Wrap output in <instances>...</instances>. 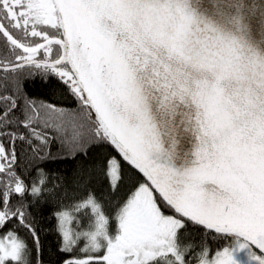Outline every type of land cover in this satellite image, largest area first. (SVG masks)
I'll return each instance as SVG.
<instances>
[{"label": "water", "instance_id": "95a60500", "mask_svg": "<svg viewBox=\"0 0 264 264\" xmlns=\"http://www.w3.org/2000/svg\"><path fill=\"white\" fill-rule=\"evenodd\" d=\"M53 4L60 57L0 70L67 66L123 159L173 210L264 253V0Z\"/></svg>", "mask_w": 264, "mask_h": 264}, {"label": "trees", "instance_id": "16d2710c", "mask_svg": "<svg viewBox=\"0 0 264 264\" xmlns=\"http://www.w3.org/2000/svg\"><path fill=\"white\" fill-rule=\"evenodd\" d=\"M0 24L26 48L62 37L55 8L50 19L17 24L0 0ZM23 53L0 29V64L27 60L18 58ZM60 55V45L52 42L32 59L55 60ZM71 76L73 82L55 68L38 65L0 70V145L5 161L0 168V236H13L22 244L18 259L0 264H105L88 259L107 251L105 240L95 247L91 236L98 215L105 219L108 236L114 237L124 207L143 186L152 190L162 214L181 220L173 251L143 264H201L243 241L173 210L123 159ZM252 249L264 258L263 252Z\"/></svg>", "mask_w": 264, "mask_h": 264}, {"label": "rangeland", "instance_id": "374dc122", "mask_svg": "<svg viewBox=\"0 0 264 264\" xmlns=\"http://www.w3.org/2000/svg\"><path fill=\"white\" fill-rule=\"evenodd\" d=\"M3 2L10 15L16 17L17 24H28L41 18L50 19L54 8L53 0H3ZM52 40L46 41L50 44L54 42ZM20 49L24 53L18 55V58L27 60L32 59L34 53L40 50L24 46ZM45 56L48 57L47 54ZM55 70L73 82L71 71L65 66L55 67ZM4 164L3 148L0 145V168ZM2 216L0 213V220ZM180 224L179 218L162 214L152 190L148 186H143L124 207L119 219V230L114 237L108 236L105 219L101 214L98 215V223L91 236L96 239L95 247H99V242L105 240L107 251L104 255H91L88 259H102L105 260V264H143L160 253L173 251L174 232ZM146 226L148 227L144 229ZM21 247L22 244L17 238L0 236V263L8 258L18 259ZM201 264H259V262L253 258L250 243L243 239L237 241L230 252H223L213 260Z\"/></svg>", "mask_w": 264, "mask_h": 264}, {"label": "flooded vegetation", "instance_id": "af4514ba", "mask_svg": "<svg viewBox=\"0 0 264 264\" xmlns=\"http://www.w3.org/2000/svg\"><path fill=\"white\" fill-rule=\"evenodd\" d=\"M139 223H141V220L139 221ZM147 227L148 226H146L144 229H146ZM251 252L253 254V258L256 259L259 262V264H264V258L258 254L253 253L252 245H251Z\"/></svg>", "mask_w": 264, "mask_h": 264}]
</instances>
